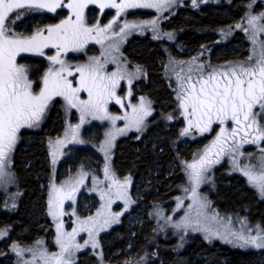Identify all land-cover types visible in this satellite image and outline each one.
Masks as SVG:
<instances>
[{"label": "rangeland", "instance_id": "374dc122", "mask_svg": "<svg viewBox=\"0 0 264 264\" xmlns=\"http://www.w3.org/2000/svg\"><path fill=\"white\" fill-rule=\"evenodd\" d=\"M233 0H175V3L166 7L165 9L157 8H128L117 15L118 10L112 7L101 8V3H109L110 0H97V3H89L83 9V17L86 26L94 27L98 25L104 28L110 22L115 21L112 28L107 32L91 33L90 38L79 50L61 51L59 59L64 61V65L72 72V75L64 73L65 78L72 82V86H80V73L76 71L78 67L91 65L93 58L99 61L103 68L100 69V75L107 78L112 73H117L115 88L113 89L115 95L108 98L106 108L107 114L110 117H120V119L101 118V114L95 115L91 113L82 114L79 106L70 107L67 100L63 96H54L48 103L41 119L33 126H24L18 132V141L11 153V163L6 171L10 175L5 176L3 181H0V196L3 197V210H15L22 197V191L18 188L17 178L13 171V157L16 147L20 144L21 134L24 130L38 131L41 129L43 123L48 117L49 111L54 102L59 99L64 117L63 131L53 137H48L45 140L47 153L43 161L49 167V174L46 182L42 185L46 187V211L53 224V248L48 244L45 236L37 238L32 244L24 245L17 241L9 243V255L11 264H44V258L41 253L51 257L53 254L59 256L60 244L57 242V237L61 233H71L73 229H77L73 244H78L81 247H71L68 252L63 254L62 259L71 261L76 264L80 255L86 253L93 258L95 264H149L158 256V243L160 240L173 239L175 254L180 253L184 248L190 244L194 237L198 236L202 242L211 244L219 242L232 249H237L245 252H251L258 264H264V249H257L251 246H241L233 233L245 235L256 234L258 228L264 229V224L260 221H253L248 212L240 213H224L213 206L210 198L203 193L202 189L205 185H210L216 180V168L223 162L227 163V174H238L245 178L249 187L254 189L261 200L264 196L261 195L257 186L249 182V178L241 169H252L254 175L260 174V161L264 153V139L252 143L254 135H258L252 130H248L247 141L244 142L243 134L236 136L234 140H228L224 145V151L217 156L216 153L220 151V146L215 145L214 141L222 128L226 130V134L231 132L237 125L234 121H227L224 124L216 121L212 124L211 130L200 132L196 127H192L188 132L184 130L189 128L188 121L192 119L191 116L185 115L184 109L181 106V97L183 89L188 87L189 81L186 79L188 75L193 76L191 83H196L197 74L195 69L202 65L204 75L206 76L212 69L220 70L230 65L244 64L248 65L250 56L254 59L258 58L260 47L258 44H253L251 39V31H244L247 28V18L249 16H260L264 13V0H245L242 7L241 15L238 20H235L226 25V27H217L215 29L214 42L217 48H224V44L231 41L237 32H242L246 40L247 56L243 58H231L221 62H215L210 56V51L196 52L188 58H182L176 55L167 53L162 66L166 76L169 78L170 85L175 94V107L165 115L163 118L166 123H179V138L177 142L187 144L192 140H202L203 145L198 150L194 158L186 163H183L185 173L187 175V184L181 187L180 194L174 198L171 209H167L161 204H154L151 217L154 221L151 229V236L146 238L147 245L142 250L135 252L129 251L133 247L129 241L125 257L121 261H112L111 256L106 257L102 247V236L110 232L114 227L119 225L123 217L128 214V223L130 226L134 224H141V222H148L149 219H144L141 214L130 213L134 206V198L140 197V188L137 187L132 194L134 178L131 175L119 177L113 167V155L116 142L119 138L130 133H136L138 138H141L145 132L153 127L155 121L153 116L155 109L151 98L146 95L139 96L136 100L133 99L132 85L135 81L146 76V71L143 67L131 63L124 52L125 46L133 38V36L145 37L149 36L153 41L169 42L178 50L184 51L183 44L176 40L174 30L165 28L163 22L171 16L179 7L191 6L193 8H201L204 6H221L225 8L226 4H230ZM71 0H63V5L56 9L55 25L60 24L62 20H66L72 16V9L67 7ZM116 3H121V0H115ZM40 12L37 17L34 16V21L44 22L45 16L43 12H52L47 9H32ZM223 10V9H222ZM222 13L226 12V8ZM87 13V16H86ZM74 19V17H73ZM156 20L157 24L153 26L151 21ZM46 22V21H45ZM127 23L129 25H136L137 27H129L120 32V28ZM264 24V20L259 21ZM240 24L241 27H235ZM52 27V26H51ZM32 28L30 31L29 29ZM33 28L35 30H33ZM17 31L14 28L15 37L26 39L35 35L37 32L46 33L48 26L46 23L33 26L27 24H18ZM171 34V38L167 35ZM47 36V35H45ZM94 37V38H92ZM257 40L264 42V33L257 35ZM100 41V42H98ZM242 45V44H240ZM235 47V46H234ZM40 51L20 52L16 56V63L23 65L27 69V75L32 81V90L34 93L39 92L43 87L42 78L52 69L55 72L61 66L49 59L51 56L57 55V48L49 46L44 47ZM37 57L46 60L45 68L38 72L37 80L31 77V69L25 62L24 58ZM205 57L204 59L202 57ZM192 69V72H189ZM129 80L131 83H129ZM37 82V83H36ZM107 82V81H105ZM197 87L199 85L197 84ZM80 100H87L88 93L81 90L78 94ZM145 103V108L150 113L144 116L141 111V103ZM119 100V103L117 102ZM135 109V111H134ZM191 109L189 108V112ZM254 113L259 112L258 108L253 109ZM83 115V122L81 117ZM73 116L75 120L73 121ZM138 116H143L139 125L135 123ZM171 117V118H169ZM258 125L264 129V113L256 117ZM102 125V140L93 146L85 136V129H94V125ZM79 128L76 129V126ZM124 129V131H120ZM73 130H75V138H73ZM63 141V143H57ZM78 146H92L103 158V164L98 170H91L87 167H79L75 171H69L66 175H61L60 165L66 158L71 147ZM207 153V159L214 161L206 166L203 173V179L199 185H195L190 180L189 164L196 163L202 156ZM218 161V162H216ZM107 168V171L105 169ZM127 182V183H126ZM54 187L57 191L54 192ZM195 187L196 196L193 197L192 189ZM83 199H92L93 202L85 203L84 207L88 208L89 212L82 213L80 201ZM52 212L57 215L53 216ZM99 214V215H98ZM91 218V220H90ZM87 222V223H85ZM62 225L60 231L57 226ZM180 225V227H177ZM83 228L84 230H80ZM87 229H91V235ZM0 230H5L6 234L0 236V240L9 236V229L2 227ZM64 239H67L65 236ZM87 242V244H85ZM95 244V246H94ZM14 246H16L14 248ZM23 250V254L21 251ZM116 252V253H115ZM114 254H118L115 251ZM50 264H55V261L50 260Z\"/></svg>", "mask_w": 264, "mask_h": 264}, {"label": "trees", "instance_id": "16d2710c", "mask_svg": "<svg viewBox=\"0 0 264 264\" xmlns=\"http://www.w3.org/2000/svg\"><path fill=\"white\" fill-rule=\"evenodd\" d=\"M244 1L233 0L226 4L225 13L221 12L225 8L216 5L199 9L186 6L180 7L169 16L163 26L178 34V41L184 46L183 53L178 52L169 42L153 41L149 36H133L125 46L124 52L131 63L140 65L146 71L145 77L133 83L132 97L134 100L141 95L151 98L155 109L152 118L155 124L141 138L136 133H130L116 142L114 170L119 177L131 175L134 178L132 194L137 187L141 193L139 198H134L130 213H139L149 220L130 226L126 214L119 225L102 236L104 253L106 257L111 256L113 262L121 261L125 257L129 241L133 244L129 251L138 252L147 245L146 238L151 236L154 224L151 217L153 205L161 204L171 209L181 187L187 184L183 163L191 161L204 143L203 139L192 140L187 144L177 142L179 123L169 124L164 121L165 115L175 107V94L162 62L169 52L188 58L201 45L212 43L217 27L223 28L238 20ZM246 43L243 33L237 32L231 41L224 44V48L214 45L210 56L215 62L243 58L248 53L247 47L243 46ZM24 60L32 71L31 77L37 80L38 72L46 66V60L27 56ZM73 121H76L75 116ZM63 128L61 101L57 99L40 130H24L21 134L22 140L14 152L13 171L23 195L18 207L11 212L3 210V197L0 196V228L9 229V236L0 240V264H11L9 243L12 241L30 245L37 238L45 236L53 248V224L46 211V187H42L49 174V167L43 158L47 153L45 140L60 134ZM84 133L87 140L96 146L102 140V125L95 124L94 129L86 128ZM102 164L103 158L92 146H75L69 149L60 165V171L63 176L83 166L98 170ZM202 191L221 212H248L253 221L264 224V200L249 187L245 178L238 174H227L226 162L216 168L214 183L211 186L205 185ZM87 202L91 203L93 200L80 201V205H83L82 213L88 211L84 207ZM156 248L158 256L149 264H258L251 252L232 249L219 242L208 244L202 242L198 236L178 254H175L174 241L170 238L166 241L160 240ZM115 251H118L117 255L114 254ZM76 264L95 263L92 257L82 253Z\"/></svg>", "mask_w": 264, "mask_h": 264}, {"label": "snow or ice", "instance_id": "6c2138e0", "mask_svg": "<svg viewBox=\"0 0 264 264\" xmlns=\"http://www.w3.org/2000/svg\"><path fill=\"white\" fill-rule=\"evenodd\" d=\"M89 3L95 4L97 0H71L67 7L72 9L73 15L62 20L60 24L49 27L47 36L37 32L31 37L20 39L16 38L15 34L9 33L6 21L11 22L9 21L10 14L15 13L19 17V10L22 9H47L54 12L63 5V0H0V181H3L5 176L10 175L6 169L11 163V153L18 141V132L24 126L31 127L36 124L54 96H63L70 107L79 106L82 114L91 113L95 115L99 113L101 118L120 119V117L108 116L106 108L108 98L115 95L113 89L116 80L121 78L118 77L117 73H112L107 78L101 76L100 69L103 68V65H100L99 61L93 58L91 65L76 69L80 73L81 79L80 86L74 88L72 82L67 80L64 75L65 72L67 75H72V72L65 67L64 61L59 59L61 51L79 50L90 38L91 33L107 32L115 23L112 21L104 28H100L98 25L86 26L83 9ZM173 3L175 0H121V3L110 0L109 3H101L100 7L116 8L119 16L128 8L163 10ZM261 20H264V13H261L260 16H249L247 18L248 27L243 29L244 31H251L253 44L259 45L258 58L254 59L253 56H250L247 66L238 64L220 70L212 69L206 76L203 66H197L195 69L198 77L196 83H191L192 75L186 77L189 84L187 88L183 89V95L180 99L185 115L191 116L192 119H189V128H186L185 132H188L192 127H196L200 132L209 131L216 121L224 124L231 120L237 125L227 134L224 128L221 129L220 135L214 141V146H220V151L216 153L217 156L224 151V145L227 144L228 140H234L240 134H243L244 142H248V130L258 133V135L253 136L252 143L264 139V129L258 125L256 119L257 115L264 113V42L257 40V35L264 33V24L259 23ZM151 24L155 26L157 21L153 20ZM129 27L137 26L125 23L120 28V32L123 33ZM235 27L240 28L241 25L237 24ZM167 35L171 38L170 33ZM49 46L57 48V55L51 56L49 59L61 67L55 72L49 69L42 78L43 87L39 92L34 93L32 81L27 75V69L16 63V56L20 52L28 51H40L43 54L41 49ZM192 71L189 69V72ZM129 83H131L130 80ZM81 90L87 91L89 97L87 100L79 99L77 94ZM117 102L119 103V100ZM145 103L147 102L142 99L141 111L144 116L150 114L145 108ZM189 108L191 109L190 112ZM254 108H258L260 111L254 113ZM142 119L143 116H138L135 123L139 125ZM81 121L83 122V115ZM78 128L79 125L76 126V129ZM120 131L122 132L124 129H120ZM73 138H75V130H73ZM57 143H63V141H57ZM261 152L264 153V149H261ZM213 162L207 159V153H205L198 162L189 164L187 167L191 170L189 173L190 180L198 186L203 179L206 166ZM241 170L248 176L249 182L257 186L261 195L264 196V156L261 157L259 175H254L251 168ZM55 191L57 190L54 187ZM192 194L193 197L196 196L195 187L192 189ZM52 215L56 216L57 213L52 212ZM61 228L62 225L57 226L58 231ZM80 230L84 229L81 228ZM87 230L91 235V229ZM76 233L77 229H73L71 233H61L57 237L61 249L59 256L53 254L51 257H47L46 254L41 253L44 264H50V260L55 261V264H72L71 261H65L62 257L71 247H81L78 244H73ZM5 234V230H0V236ZM233 235L241 242V246L264 249V229L258 228L255 235L250 232L247 235L244 233H233ZM65 236L67 239H64ZM20 251L23 254V250Z\"/></svg>", "mask_w": 264, "mask_h": 264}, {"label": "flooded vegetation", "instance_id": "af4514ba", "mask_svg": "<svg viewBox=\"0 0 264 264\" xmlns=\"http://www.w3.org/2000/svg\"><path fill=\"white\" fill-rule=\"evenodd\" d=\"M188 7H191L190 5L188 6ZM180 8V7H179ZM179 8H177L175 11H177ZM182 8V7H181ZM193 8V7H192ZM35 10V9H34ZM20 11V16L19 17H17L16 16V14L15 13H12V14H10V16H9V21H11L10 23L9 22H7L6 21V25H7V28L9 29V33L10 34H14L18 29H17V25L18 24H27L28 26H31L32 24H33V26H35V25H39V24H44V23H46L47 24V26H48V28L49 27H51V26H54L55 24H54V22L56 21V11H54V12H43L42 14L45 16V18H44V22H42V21H40L41 23H39V21H38V19H39V17L37 18V20L36 21H34V19H33V17L34 16H38V15H40V12H35V11H33L32 9H22V10H19ZM86 16H87V13H86ZM46 21V22H45ZM14 28L16 29V31L14 30ZM30 31L32 30V28H30L29 29ZM33 30H35L34 28H33ZM17 33V32H16ZM43 35L45 36V35H48V34H46V33H43ZM175 35H176V40H178V34L177 33H175ZM215 40H213V42H214ZM212 42V43H213ZM212 43H210V44H208V45H206V44H203V45H201L199 48V50H197V51H195L194 53H196V52H198V53H200V52H202V51H204V52H206V51H212V49H213V46L214 45H216V44H212ZM180 53H183V52H180ZM194 53H192L191 54V56L194 54Z\"/></svg>", "mask_w": 264, "mask_h": 264}, {"label": "bare ground", "instance_id": "6f19581e", "mask_svg": "<svg viewBox=\"0 0 264 264\" xmlns=\"http://www.w3.org/2000/svg\"><path fill=\"white\" fill-rule=\"evenodd\" d=\"M149 97V96H148Z\"/></svg>", "mask_w": 264, "mask_h": 264}]
</instances>
